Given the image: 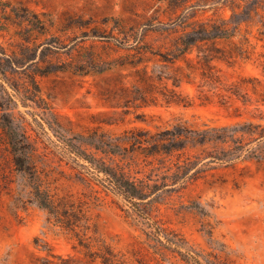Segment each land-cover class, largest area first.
<instances>
[{
    "label": "rangeland",
    "instance_id": "1",
    "mask_svg": "<svg viewBox=\"0 0 264 264\" xmlns=\"http://www.w3.org/2000/svg\"><path fill=\"white\" fill-rule=\"evenodd\" d=\"M247 5L264 17V0H0V44L21 62L6 84L13 101L0 92V264H41L48 256L42 246L84 259L89 250L79 237L89 242L95 236L136 264H187L175 252L155 251L153 230L175 232L206 250L205 230H214L236 250L235 264H264V159L228 164L207 158L221 151L215 144L148 155L164 150L172 131L193 135L264 117L257 103L262 97L251 89L255 84L264 93V18L243 13ZM209 19H228L233 29L242 23L241 31L232 41L194 46L186 60L173 59L185 26ZM236 47L247 53L215 60L223 85L210 88L198 55ZM243 80L252 104L223 88ZM10 117L47 155L42 177L63 212L59 221L19 196L25 176L12 162L2 127ZM63 134L81 139L88 152L130 179L153 186L157 199L135 206L98 185L96 196L83 169L56 155ZM136 138L142 143L133 144ZM262 145L248 147L261 151ZM185 168L189 175L171 185L167 178ZM72 206L79 219L67 215ZM69 220L77 226L67 228Z\"/></svg>",
    "mask_w": 264,
    "mask_h": 264
},
{
    "label": "trees",
    "instance_id": "2",
    "mask_svg": "<svg viewBox=\"0 0 264 264\" xmlns=\"http://www.w3.org/2000/svg\"><path fill=\"white\" fill-rule=\"evenodd\" d=\"M238 8L240 9V6ZM233 11V15L235 14L233 16L234 19L238 13L235 8H233ZM243 13L251 17L255 15L261 16L258 7L253 8L248 5L243 9ZM230 22L228 19H209L204 22L186 25L183 34L176 39L173 59L186 60L187 55L194 46L201 47L202 49L205 45H211L213 47L219 41H232L236 33L241 31L240 25L242 23L233 29L230 27ZM235 49L237 50L227 51L214 48V50L210 49L209 53L203 50V56L201 58L198 55V64L201 65V68H199L201 78L210 88L218 89L220 85H223L216 65L214 64L215 60L227 61L247 53L243 47H236ZM211 51L217 54L211 53ZM16 64L19 65L21 62L13 60L12 56L0 44V92L4 90L9 96L10 101L13 100L7 90L6 84L9 83L10 74ZM247 83L246 80H243L242 85L231 84L225 85L223 88L227 92L237 96L245 104L248 102L252 104L251 100L248 99L250 96L249 92H243V88L249 85ZM251 89L253 94L262 97L257 100L258 105H264V93L255 84H253ZM262 121H264V117L260 118V122L249 120L226 126H208L206 129L193 132V135L172 131L170 132L172 139L169 141L168 146H165L164 150H157L155 148L148 155L153 157L159 154L172 155L174 152L182 151L186 148L204 147L208 144H215L222 146L221 151L215 154H206L207 158L228 164L240 160L243 157L244 160H262L264 159V145H262L263 148L261 151L248 147L251 144H260L264 141V123ZM49 126L51 129L53 128L51 123ZM2 127L5 131L4 140L10 152L12 162L15 164L17 172L25 176L26 182L23 183L24 189L20 190L19 196L26 194L28 201L36 203L40 208L49 211L59 221L58 219L63 212H60L51 190L42 177L41 165H44L47 155L43 154L40 150L37 142L28 133L27 128L17 123L13 117H10L8 124ZM59 139L61 144L56 143L54 150L56 155L66 157L83 169L81 177L92 188V192L96 193V196L101 193L95 186L98 185L106 192H112L122 196L135 206L144 201L153 202L157 199V191L153 186L145 183L139 184L130 179L124 172L116 169L106 161L97 158L84 148L81 139L76 137L68 138L64 134L59 136ZM84 142L95 145L98 150L101 149L104 152V148L98 146V144H94L95 142H87L86 140ZM132 143L137 145L142 142L139 138H136ZM160 145L161 143L159 141H155L153 144L156 147ZM80 160H83L84 163L80 162ZM188 169L185 168L175 172L167 180L169 179L172 182L171 185L176 186L183 182L189 175ZM20 201L23 200L21 199ZM78 212L79 210H76L74 206L66 211L67 215L72 216L74 219H79L82 216ZM69 221V224H66L67 228L73 229L72 227L77 226L73 220ZM72 231L78 235L76 230ZM152 233L154 235L153 240L157 242L153 246L155 251L169 250L175 252L187 264H235L239 257L236 250L230 245L215 238L214 230H210V232L205 230L211 250L198 249L193 245H189L183 237L175 232L153 230ZM90 239L91 241L86 242L85 239L79 237L80 245L89 250L84 259L56 255L49 246H42V250L47 251L48 256L41 258V264H136L127 254L117 251L104 238L95 236L93 238L90 237ZM35 245L37 247L40 246L38 238L35 240ZM96 247L97 249L94 251L93 249ZM136 262H138L137 264H144L142 260L137 259Z\"/></svg>",
    "mask_w": 264,
    "mask_h": 264
}]
</instances>
